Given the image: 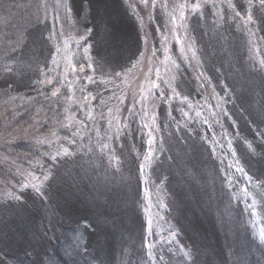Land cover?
<instances>
[{"label": "trees", "instance_id": "trees-1", "mask_svg": "<svg viewBox=\"0 0 264 264\" xmlns=\"http://www.w3.org/2000/svg\"><path fill=\"white\" fill-rule=\"evenodd\" d=\"M44 1L0 0V152L16 162L5 164L0 154V187L11 190L10 182L18 179V166L28 178L37 173L33 166L47 155L41 138L52 134L53 144H62L59 140L66 142L73 129H89L107 121L115 122L116 131L110 138L117 149L119 170L96 162L93 154L79 156L88 165L96 164L91 165L92 173L108 171L110 176V203L100 209L60 205L55 177L46 200L26 193V198L22 195L12 203L15 207L6 206V211L24 208L35 235L38 229L41 237L30 248L22 243L9 246L10 251L0 253L3 264H35L38 260L42 264H120L126 258L129 264H144L140 259L149 242L147 223L157 222L141 205L144 188L159 198L161 192L166 205L163 228L157 224L150 229L154 239L166 241L172 235L178 247L169 243L159 247L162 264H262L264 254L247 220L255 198L264 223V142L256 135L258 125L251 123L257 113L250 117L245 109L251 102L258 110L264 101V11L250 10L256 23L249 24L248 5L243 0L235 1V9L222 4L223 16L214 5H204L188 18L191 56H186L172 36L174 22L165 0H156L155 7L152 3L150 18L141 4L136 9L126 0H69L74 25L86 33L91 45L92 73L85 66L76 86L57 88L49 81L52 48L45 37L48 23L42 22ZM98 6L105 8L104 13L97 12ZM85 11L90 13L86 18ZM115 18L125 47L130 43L123 62H117V52L103 59L105 49L100 43L109 42L98 41L99 32L108 28L107 21ZM93 28L96 31L90 32ZM169 42L172 50L164 55ZM151 50L155 52L151 63L163 61L167 68L163 93L154 89L148 98L132 105L130 80L123 84L118 78L114 94H101L104 87L113 85L110 71L114 74L139 65ZM231 57L234 60L226 67ZM183 103L192 107L190 120L182 114ZM90 112L95 117L89 122ZM193 113H199L197 118ZM67 120L69 127L63 128ZM95 136L86 140H96ZM217 139H223L226 146L215 158L211 143ZM152 151L155 163L150 166ZM227 163L232 175L226 176ZM142 165L149 166L147 174L140 170ZM240 168L244 171L236 175ZM148 175L150 183L146 182ZM118 176L126 178L118 184L121 189L114 187ZM232 176L239 186L230 190L227 183ZM146 204L150 206V201ZM33 206L37 212L27 209ZM9 223L14 226L15 217ZM150 246L155 250V243Z\"/></svg>", "mask_w": 264, "mask_h": 264}, {"label": "rangeland", "instance_id": "rangeland-1", "mask_svg": "<svg viewBox=\"0 0 264 264\" xmlns=\"http://www.w3.org/2000/svg\"><path fill=\"white\" fill-rule=\"evenodd\" d=\"M129 4L134 6L136 8V5L141 4L143 7L144 12H148V18L151 16V5L153 3V0H148V4L145 5L143 3V0H126ZM156 1V0H155ZM168 3V6L165 7L167 13L173 17V38H175L176 41H178V48L179 51L182 54H185L186 56H191V51L188 44V32L187 27L189 23V19L191 14H194L195 11H198L203 7L204 5H214L215 11L218 13V15L223 16V7H221L222 4H226L229 6V2H231L232 5L236 7L237 2L236 0H165ZM242 1V0H241ZM243 3H247V1L243 0ZM58 3V0H45L41 6L42 8V22L48 23V30L47 35L45 37L48 38V42L52 48V60H51V78H50V84L55 83L57 85V88L60 86L65 87H71L76 86L77 83L80 82V76L81 72L83 71L84 67L86 66L89 71H91V68L89 65H91V45L87 41V35L83 31H80L75 24L73 17H72V10L70 7L69 0H63V7L56 8L54 7ZM165 4V3H164ZM180 4V5H178ZM198 5V7H196ZM150 9L148 10V8ZM97 12H100L102 10V13H104V7H96ZM66 9H70V11H66ZM137 9V8H136ZM235 9V8H234ZM148 10V11H147ZM215 12V13H216ZM88 12L85 11L83 13V17L86 18L90 15L87 14ZM93 13V11L91 12ZM215 13L213 12L212 15L215 16ZM117 19L109 20L107 21L108 28L107 31L110 34L111 38L108 39V44H110L111 48L106 44L105 42L100 43L102 45V48L105 50L101 53L103 59H110L108 54H114L116 55V52L119 54V57H117V62H123L127 54V49L130 43L125 47L124 38L122 37L121 33V27L117 23ZM113 27V28H112ZM49 31L52 32L51 39H49ZM105 31V30H104ZM103 33V32H102ZM99 32V34H102ZM159 37V35H158ZM163 38V37H162ZM161 38V41H162ZM160 39V37L158 38ZM98 41H101L100 38ZM107 42V40H106ZM168 43L167 49L163 50L162 52L167 54L169 51L172 50V43ZM150 45H147V48ZM110 48V49H109ZM146 48V51H147ZM149 49V48H148ZM150 51V50H149ZM155 52L151 50L148 54L146 53L145 56L142 58L141 56L138 59L139 65H134L130 69H125L123 71L117 70L116 73L112 74L110 71L108 74L110 77V82L113 85H108L104 87V89L101 91V94L103 96H106V94L115 93L117 88H119L118 84V78L119 81L123 84H126V80H130L128 85V97L130 101H132V105L140 103L142 98H148L152 91L156 89H160V93H163L165 91V75L167 72V68L164 64V62H160L161 64H152L151 57ZM233 57L227 60L228 64H225L226 67H229L230 62H232ZM197 63L196 61L194 64ZM121 66V65H119ZM92 71L90 72V74ZM134 78V79H133ZM73 79V80H72ZM85 80L88 82L90 81L89 78L85 77ZM48 81V80H47ZM112 97V96H111ZM187 102V101H186ZM145 111H147L145 109ZM182 113L187 118L191 119L192 116V107L189 104H182ZM94 112H90L88 115L87 121H91V118H94ZM197 118L196 113H193V118ZM154 119V118H153ZM184 123V122H183ZM182 123V124H183ZM69 124L68 120L63 122V128L69 127L67 126ZM115 122L107 121L104 122L103 125L98 123L97 126H92L88 129V127H85L84 129L80 130H74L69 133V137L64 141L65 138L59 140L62 141L61 143L53 144L52 134H50L47 138H41V143H43V146L46 149V154H43V158L38 161L36 165L33 166L34 170L37 172L36 174H31L28 178L26 176V173L21 170V168L18 166L17 174L18 179L15 181L12 180L10 182V185L12 186L11 190L10 187H4L1 188L3 191L0 192V211L3 213L0 215V253L10 251L9 246L12 245H20L21 243L28 246L35 245L38 241V237H41V234H39L38 229L37 235H35L34 227L31 223V218L29 214H25L24 211H26L24 208L19 207L18 209L13 210H5L6 206L9 207H15V204L18 202L21 197H25V194L28 195H34V196H40L43 200H46L48 197L45 194H48L47 188L50 183V181L45 185L43 191L44 195H38L36 191L33 188V184L40 183L39 181L35 180L34 178L36 176H42V175H48L51 178L55 177L56 180V188L59 189V204L64 206L65 204H71L78 209H83L87 206H92V209L95 210L97 207L106 206L108 203H110V189L112 188L110 186V176L107 175L106 172H103L102 175L92 173L91 168L94 166L96 167L95 163H91V165H88L86 161L81 160L80 157H83L85 154L90 153L93 154V159L98 162H105L106 165H108L111 170L118 171V155H117V149L113 148L112 138H110V134L112 131H116ZM127 128V127H126ZM125 128V130H126ZM130 130V127L127 128ZM145 130L144 128H142ZM141 129L140 135H142L143 130ZM133 131L138 132V128L133 129ZM131 132V131H130ZM93 134H95L96 140L88 141L86 140L88 137H91ZM55 136V134H54ZM40 138V137H39ZM24 141V140H23ZM88 141V142H87ZM63 142H65L63 144ZM213 146L214 151V157L218 158L219 154L221 152L224 153L223 149L225 148L226 144L223 141V139H217L214 143H211ZM121 145H119L120 147ZM136 151L135 147H133ZM65 151H67L69 154L65 155ZM0 154H4L3 156V162H6L5 164H15L16 162L12 160L9 155L6 153L0 152ZM80 156V157H79ZM154 153L152 151L150 155L151 165H154ZM53 157L56 159L54 160ZM85 157V156H84ZM81 160V161H80ZM77 162V163H75ZM85 162V163H84ZM230 163V162H229ZM224 168V175L230 174L232 175V170L230 164ZM144 167V168H143ZM148 165H142L141 168H143V171L145 174L149 171ZM239 171H237L236 175ZM36 175V176H35ZM35 176V177H34ZM189 176V175H187ZM227 176V175H226ZM125 177L118 176L116 178L117 185L114 184L115 188H119L120 182L125 183ZM146 182L150 183L149 175L146 178ZM235 178L232 176L231 179L228 181L227 186L230 190H232L235 185L239 186V184L235 181ZM237 180V179H236ZM248 182V181H247ZM8 186V185H7ZM253 188L256 190L258 188L257 185H252ZM55 189V187H54ZM5 190H9V192H6ZM115 190V189H114ZM114 197L113 200H115L117 197L115 196V191H113ZM118 193V192H116ZM244 192H241V195H243ZM23 195V196H22ZM46 196V199H44ZM159 196L154 195L151 189L144 188V193L142 195V206L146 207V210H149V214L153 219H156V224L149 220V223H147V226L149 228L148 232V246L143 248V251L141 252L142 257L140 259L141 261H144V264H162L163 257L161 255V252L159 251V247H161L162 244L169 243V246H175L172 241H174V238L172 235L166 236V241H164L163 237H159L158 239H154L153 233L151 230L157 226V224H161L160 229L163 228V214L165 211V203L162 201V194L159 192ZM236 197H239L238 194L235 195ZM245 198V195H243ZM13 197H19V200L13 199ZM26 198V197H25ZM246 199V198H245ZM112 200V201H113ZM148 200V203L150 201V206L146 204V201ZM5 204V206L1 205ZM245 203V202H244ZM11 204V205H9ZM122 204V203H121ZM257 204L255 198H253V203L250 204V207L253 209L252 213H249V217L247 220V223L250 226V229L252 231V237L255 239V241L258 243L259 248L262 249V252L264 254V240L261 239V233L264 232V223L262 220V217L260 215V212L257 210ZM259 205V203H258ZM35 209L34 212H37V207H28L27 209ZM40 211V210H39ZM59 215L62 214L61 210L58 211ZM28 215V216H27ZM54 216H57V212L54 210L53 212ZM15 217V222H17L14 226H11L9 223V220ZM129 217V216H128ZM3 221V222H2ZM155 225V226H154ZM154 226V227H153ZM151 229V230H150ZM145 238V236H144ZM166 242V243H165ZM155 243V250L150 245H154ZM177 249L178 247L175 246ZM27 249V248H26ZM170 251H173V248H170ZM260 249V250H261ZM33 250V249H32ZM153 250V251H152ZM4 255V253H3ZM153 256V257H152ZM172 256H178L172 255ZM2 259V258H1ZM264 260V255H263ZM130 261L129 258H126L124 261H122L120 264H129ZM151 263H149V262ZM47 264H52V262L49 261ZM132 264H135V261L132 262ZM264 264V261L262 262Z\"/></svg>", "mask_w": 264, "mask_h": 264}, {"label": "snow or ice", "instance_id": "snow-or-ice-1", "mask_svg": "<svg viewBox=\"0 0 264 264\" xmlns=\"http://www.w3.org/2000/svg\"><path fill=\"white\" fill-rule=\"evenodd\" d=\"M89 3H91V0H89ZM143 3L145 5L148 4V0H143ZM247 5H248V12H247V23L249 24H253L256 23V21L253 19V16L251 14L252 9H255L257 11H264V0H247ZM63 0H58V3L54 6L56 8L59 7H63ZM155 0H153V7H155ZM196 7H198V5H196ZM229 7L230 8H235L234 5L231 4V2H229ZM66 11H70V9H66ZM236 16H241V13L239 11L235 12ZM243 18V17H242ZM262 21H264V17L261 18ZM90 32H95L96 29H89ZM52 36V32L49 31V39H51ZM111 36L108 33L107 29H105V31L100 34V40L101 41H106L108 39H110ZM53 95H55V92L53 93ZM243 107V106H242ZM246 112H248V115L250 117H253V112L255 111L257 114L255 117H253L251 119V123L252 124H257V129H256V135L259 136L261 138V141L264 142V128L259 127V125H264V101L261 102L260 107L258 110H255L252 108L251 106V102H249V106L248 108L245 109ZM197 115H199V113H197ZM225 115H227V113H225ZM249 147H252V145H249ZM69 153L67 151H65V155H68ZM151 155V153H150ZM53 159L55 160L56 158L53 157ZM141 171L143 170L142 168L140 169ZM238 171H244L243 168L238 169ZM35 180L39 181L40 183L38 184H33V188L36 191V193L38 195L43 196L44 195V187L45 185L51 180V177L48 175H42V176H36L34 178ZM249 179H251V177H249ZM13 199L19 200V197H13ZM261 239L264 240V232L261 233ZM185 255H188V253H185ZM0 264H3V261L0 260ZM35 264H42V261L38 260L35 262Z\"/></svg>", "mask_w": 264, "mask_h": 264}]
</instances>
